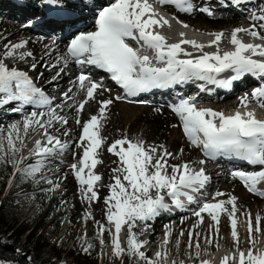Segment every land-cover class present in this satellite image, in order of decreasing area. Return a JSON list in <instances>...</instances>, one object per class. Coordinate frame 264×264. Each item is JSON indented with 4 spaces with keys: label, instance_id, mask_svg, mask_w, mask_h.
I'll use <instances>...</instances> for the list:
<instances>
[{
    "label": "snow or ice",
    "instance_id": "1",
    "mask_svg": "<svg viewBox=\"0 0 264 264\" xmlns=\"http://www.w3.org/2000/svg\"><path fill=\"white\" fill-rule=\"evenodd\" d=\"M16 2L24 7L27 6L28 0ZM83 2L89 4L92 0ZM249 2L251 0H224L221 6L239 8ZM78 3L80 0H38L37 7L49 10L58 20H65L72 15L69 6ZM154 3L174 5L184 14L198 11L208 15L214 14L211 7L197 5L195 0H114L109 6L96 12L95 30L79 31L67 44L66 52L60 60L64 67H67L70 61L73 62L79 66L80 71L71 81L72 87L61 92L59 102L57 97L49 95L42 86H38L29 72L10 66L7 62L9 59H35L31 51H19L26 49L29 41H8L3 45V53L0 55V108L13 105L8 108L9 112L24 113L22 121L12 123L6 134L0 130V161H3L6 155L9 156L14 176L20 174L24 178H35L48 167L50 157L63 156L75 147L82 150L78 162L71 165L80 186L81 199L89 204L98 202V182L102 177L95 169L102 163L98 158L99 150L106 143V138L101 135L102 122L106 120L109 107L114 101L139 97L154 90L173 89L189 83L202 82L199 84L200 90L211 91V88L204 85L231 89L234 82L249 75L264 81V35H261L264 31V9L251 17L249 28H235L230 35L224 32L213 33L211 35L214 38L205 45L184 38V33H180L181 39L178 42H169L166 36L156 30L169 25V21L159 16ZM38 21L39 18L36 21L29 20L26 27H33ZM178 22L185 28L189 27L181 21ZM240 33L254 40H261L262 43L244 42L238 35ZM224 39L233 46V50L221 49L220 44ZM130 40L135 41L139 47L131 46ZM55 44L56 41L53 40V46ZM185 45L190 46L192 51L184 47ZM205 47H215L216 50L208 52L204 50ZM142 52H151L152 55L141 54ZM42 60L43 58L41 62ZM64 67H60V71L50 83L55 84ZM36 68L37 63H32L31 70L35 71ZM93 69L109 74L111 81L122 89V94L97 100V96L102 97L105 92L110 93L111 89L103 83V79H93ZM226 72H231L232 75L221 78ZM40 76L42 77L43 73H40ZM73 88L76 89L75 92ZM80 93L84 94L83 99H77ZM91 101L98 105V113L82 122L81 113ZM252 101H255L258 108L264 109V83L257 86L250 97L245 94L240 98V106L245 109L243 112L236 110L233 114H227L224 111L199 107L196 97H180L178 102L170 107L179 118L189 143L201 149L204 157L211 160H238L258 169H235L230 175L242 182L248 192L264 197V119L257 118L256 110L250 108ZM29 106L32 109L30 111ZM66 109L73 110L75 123L82 129L78 138L71 142L54 134L60 132L57 125L65 126L69 123L67 115H61ZM29 131L42 134V139L36 140L34 148L28 152L29 156L36 157L35 163L21 167L27 157L18 153L25 146L24 136ZM70 131V128H64L63 135L68 136ZM5 139L7 152L4 148ZM107 152L117 158V161H114L117 166L111 169L112 182L106 185L109 189V195L104 198L106 224L98 222L97 238L103 245V234L110 233L113 256L134 259L135 264H185L184 260H169L165 247L171 236L168 226H165L161 250L157 251L154 257H149L142 250L148 241L139 237L151 227L149 222L159 218L162 213L171 212L173 207L185 210L186 201L187 205H197L195 209H189L191 215L197 218V223L188 231L187 246L194 249V255L188 256V259L199 260L201 238L207 244H212L214 235H219L221 216L225 215L230 221L235 250L225 255L220 264H264V249L257 247L258 240L253 235L254 232H261L262 220L259 216L253 224L250 213L242 212L238 208V198L232 195L227 199H220L226 196V193L221 191L211 194L210 199L198 201V195L206 196V188L211 180L203 167L196 169L187 161L171 164L169 159H175V154L163 145H147L143 140H134L127 136L115 139L107 146ZM72 154L75 157L76 153ZM180 154H183L182 149ZM199 163L204 165L206 160H200ZM41 182L53 185V180L48 176H41L37 183ZM52 190V187L47 189ZM205 214L212 223L209 225V233L202 237L196 229L205 222ZM240 216L247 217V250L240 248L241 241L237 229ZM90 218V213L83 216L85 222ZM184 219L185 217H181V222ZM124 229L127 239L126 244L122 245L120 234ZM183 234L181 231L180 235ZM92 246L85 241L83 251L87 253ZM199 264L209 262L200 260Z\"/></svg>",
    "mask_w": 264,
    "mask_h": 264
},
{
    "label": "bare ground",
    "instance_id": "2",
    "mask_svg": "<svg viewBox=\"0 0 264 264\" xmlns=\"http://www.w3.org/2000/svg\"><path fill=\"white\" fill-rule=\"evenodd\" d=\"M81 1L82 3H84L83 0ZM98 1L100 0H92V2L89 4L91 6L92 5L95 6V4L98 3ZM255 1L256 0H251V2L242 4L239 6V8H237L233 6H223L222 7L221 5L223 4L224 0H195V3L197 5L211 7L214 11V15L216 16L214 18H209L204 15H201V12L199 11L196 12V14H184V13H179V12H177L176 14L181 19H185L191 23H194L197 20H199L200 21L199 23H203V25H206L204 24V22H208L205 19L214 20V22L212 23H218V27H216V29H222V31L220 32H224L230 35L229 29L226 28V26L230 24L233 26H237L241 23V21L242 22L248 21L244 17V15H242V12L247 5H252L255 3ZM37 3H38V0H28L27 6L21 7L17 4L16 0H0V55L1 53H3V45L5 43H7L8 41L18 42L23 36H25L26 34H29L27 38V40L29 41L27 48L21 49L20 51H31L34 54L35 59L28 58L26 60H10L8 61V63L10 64V66H16L21 70L29 72V75L34 79L37 85L38 86L41 85L43 88H45L46 91L51 96L57 97V102H59L61 92L66 90V87H67V85H65V81L67 80L66 76L71 73L69 72L66 73V70L64 69L63 73L61 74L60 78L55 82V84L50 83V82L52 81L53 77L57 75V71L60 70V67H64L62 64V61L60 60V57L64 55L65 47L62 48V43H63V39L66 36V33L62 32L58 34L57 30L59 29V27L51 28L49 27L48 23L45 26L41 22H37L35 26L33 27H26V26L21 27L20 26L21 24H23L21 23L22 21L24 22L25 20H28L27 17L32 16V13H37L39 11L37 7ZM81 7L82 9H86L87 6L81 5ZM157 8L161 10H165V11L166 9L168 11L172 10V6L170 5H163V6L161 5V7L157 5ZM69 11L72 13L71 16L74 18H76L77 15L79 14V12L75 9V6H72L71 8H69ZM36 15H33L32 18L35 17ZM159 16L166 18L163 15H159ZM194 17H197V18L195 19ZM44 18L45 16L40 18L39 20L43 21ZM86 18H87V14H86ZM69 21H70L69 24H72L75 22L71 20ZM212 27H215V26H212ZM19 28L24 31H29V32L28 33L26 32V34L24 33L23 36H21L20 34L22 32L20 31ZM195 28L199 29L200 31L191 30L185 27L180 28V30L177 29V31L184 33L185 34L184 38H187L188 36L189 38L190 37L193 38L194 36L212 37L211 34L214 33V31L212 30H208V32L206 30L202 31V29L199 26L198 27L195 26ZM241 35H245V34L241 33ZM241 35L239 36L242 37ZM250 38L253 39L252 37ZM53 40L56 41L55 46H53ZM200 40L202 39H199V41ZM130 43L134 46V48L138 47V45L135 44L134 42H130ZM253 43H262V41L255 39ZM46 46H47V49H46ZM220 47L222 50H224L225 48H232L233 46L230 45L227 39H224L222 40ZM207 48L208 50L209 48H211V50L212 48L216 49L215 47H207ZM46 50H47V54H46ZM57 56L59 58H57ZM41 58H43L42 62L50 61L49 64H47L42 69V73H43L42 77L36 75V70H40L39 68L42 65ZM32 63H37V68L35 71L31 70ZM53 64L59 65V67H48V65H53ZM37 72L39 73V71ZM72 72L73 73L71 75L74 76L75 69H73ZM76 74L78 73L76 72ZM254 80L255 79L251 77H247V78H243L241 81L234 82L233 87L229 89L227 92L225 93L218 92L217 94H215L216 97H211L210 100L198 102V106H203L200 104L206 103L211 106V107H206V108H212L215 110L224 111L227 114H233L236 110H240L243 112L245 109L240 106V98L243 97L245 94H248L249 97L251 96V92L249 91V88H247V85L249 83L254 82ZM71 81H70V84L72 85ZM207 86L209 85H205L206 88ZM74 90L76 91V89ZM232 95H236L238 98L232 101L230 99ZM79 96H81V93L79 94ZM109 97H113L112 94L109 92H105L102 97L97 96V100L109 98ZM83 98H84V95L82 99ZM139 101H142V100H139ZM144 101L146 102H141L143 105L139 107H132L126 104H122L119 101H114L113 105L109 107L106 120L102 122L103 127L101 129V135L106 138V143L99 150V156L102 158L103 161L102 163L99 164V168L98 166L96 168V172L98 173L100 172L103 175L102 184L101 185L98 184L99 197H100L98 202H92L91 204H88L87 202H85L79 197L81 196L80 195L81 193L78 190L76 192L75 181L73 179L74 173L72 169H70L71 174L69 173L64 176H62V172L64 171V168L66 166H61V167L59 166L57 167V169H54L56 166V163L60 162L61 161L60 158L62 157L56 156V157L49 158L48 167L44 169L43 172L47 174L45 176H48L53 180V186L59 185V187H56L57 188V191H56L57 199L59 198L67 199L68 196L72 194L73 197H75L74 199L78 200L80 198V202H82V204L85 205L88 208V210L89 209L91 210V214L94 216L95 219L100 218L101 220H103V214H104V207L102 205L103 198L109 195V191L106 185L112 182L110 179L111 171L109 170V167L105 166L106 161L104 162V159L108 157L106 144H110L115 139H118L120 137H123L126 135L129 136L130 135L129 132H132V131L139 132V130H141L142 138L147 143L149 141V142H153V145H163L164 148H166L169 152L175 154V159L170 158L169 163L178 164L179 161L189 160L191 161L190 163L192 164V166L195 167L196 161L192 160L191 158L197 153H199L200 149L193 147L190 143H188L189 146L184 143V141H186V136L184 135L180 127L179 129L182 132V135L178 132L176 128L179 126V120L177 116L164 103H162L160 100L156 98L151 99V100H144ZM127 103H132V102H127ZM253 104L254 103H251L250 107H253ZM10 107H13V105H9L5 108H0V124L2 123V126H0V130H2L5 134H6V131L9 129V126L12 123L22 121L23 115H24V113L16 114V113L9 112L8 108ZM63 113H65L64 115H67L69 123L68 125H65V126L57 125V127L60 128V132H56L54 134L59 135L62 140H68L71 142L73 139H75L74 129L76 128V124H75L74 112L71 109H66L65 112ZM63 113H61V115ZM97 113H98V105L96 104L95 101H91L89 102V104L85 106V110L82 112V117H84V119L86 120L88 119L89 114L93 115ZM256 115L259 118H264V109L257 108ZM176 119L178 120L177 121L178 126L173 127V124L176 123L175 122ZM67 127H69L71 131L68 136H64L63 130L64 128H67ZM81 130L82 129L78 131L76 138H78V136L80 135ZM26 138H28L26 140L28 143L31 140L33 141L34 139L33 142L31 141V144L29 147V150H30L34 148L36 140L42 139V134L32 133L31 131H29V133L24 138V141ZM183 146L185 147L183 149V154L176 156V150ZM29 150L24 151V152L28 154ZM71 151L74 152L75 147H73L66 153H69ZM71 153H69L68 155L69 157L71 156ZM77 153H78V156L77 155L75 156L79 158L82 155V150L80 149V151L78 152V149H77ZM112 157L113 155H110V159L108 160L111 161ZM111 164H113L112 161H111ZM209 167L211 171L213 172L211 176L209 175L211 180H210L209 185L206 188V190L207 189L209 190L208 193L210 195L213 194L212 188L215 187L216 185H218L219 188H221L224 193H228V192L233 193L238 198L237 205L241 207V209L243 208V206L244 207L247 206L252 211L250 215L252 217L253 224H255V218L259 214H261L260 213L261 208L264 205V197H260L258 195L248 192L242 186V184L239 182L238 179H235L227 172H224L225 170L219 171V173H216L217 172L216 170L218 168L216 167L212 168L210 165ZM103 183H104V186L102 187ZM26 204L27 202L21 203V205L16 204L15 206L18 208V212L21 213L22 211L25 210V208H28L29 206ZM68 211H72V207H69ZM180 211L177 210L175 207H173L171 212L162 213L159 218L149 222L151 227L148 229V231L145 234L141 235L139 238L142 240L143 236L145 235L146 240L148 241L146 246H149V244H152V246H155V244H157L155 241L159 239L158 234L162 233L164 229L166 230V227L164 228L162 227V225L164 223L169 222L171 216H173L172 219L175 220V223H173L174 225L172 226L170 224L168 225L166 224V226H168V228L171 229L172 236L174 235L175 231L180 230L187 225H190L193 221L194 216H192L190 212L185 213V215L179 214ZM71 216H73V213H71ZM180 216L182 217L185 216V219L183 220V222H181V220L179 219ZM259 217L262 220L261 232L259 234L254 232L253 233L254 237H258L264 232V216H259ZM207 218L208 217L205 214V222L197 229L202 228L205 225ZM74 224L75 223L73 222L72 218H70L68 224L60 232L62 240L65 239L67 236H70L71 234H73ZM222 224L224 225L223 227L224 231L230 232V224H228L226 220L222 222ZM245 224H247V217L240 216V219L238 220L237 229L240 235V241H241L240 247L241 248L242 246H245L247 248L249 247L248 229L245 226ZM93 229L94 227L90 223V225L86 227V230L84 232L78 233L77 231L73 235L75 236L76 240H79L80 235H82V239L86 241V240H89L90 232ZM206 230L209 231V226L206 227ZM136 231H138V229H136ZM49 232H52V231H49ZM122 233L123 231L121 232V234ZM215 236L216 235H214V237ZM217 238L221 240L220 243H222L221 245L225 246V248L226 246L234 245L233 239L231 240L228 238H223L220 232ZM257 240H258L257 247L264 249V243H262L263 241L262 242L259 241V238H257ZM149 250H147L146 254H150ZM208 261L214 262L213 259H210Z\"/></svg>",
    "mask_w": 264,
    "mask_h": 264
},
{
    "label": "rangeland",
    "instance_id": "3",
    "mask_svg": "<svg viewBox=\"0 0 264 264\" xmlns=\"http://www.w3.org/2000/svg\"><path fill=\"white\" fill-rule=\"evenodd\" d=\"M260 7L262 9H264V4L262 3L260 5ZM194 18L196 19L197 17H194ZM205 20H207L208 22H204V24L209 25V26H211V25L215 26V28L218 27V23H212V22H214V20H211V19H205ZM197 21L200 22L199 20H197ZM165 27L167 28L165 31L169 30L170 32H174V28L170 24H169V26L165 25ZM20 31L22 32L20 34L21 36H23L24 33L26 34V32L27 33L29 32V31H24L22 29H20ZM63 44L64 43H62V48H63ZM57 58H59V57L57 56ZM49 62L50 61L42 62V65L39 68L40 70H36L37 76H40V73H42V69L47 64H49ZM37 71H39V73ZM75 77H76V75L73 76V79ZM104 84L109 88L108 84H106V83H104ZM70 87H71V85L66 87V90H67V88H70ZM74 89L75 88H73V91L75 92ZM66 90H64V91H66ZM110 93L112 94L113 97L116 96V95H114V91L112 89H111ZM83 95L84 94L81 93V96H78L77 99H82ZM237 98L238 97L236 95H232L230 97V99L232 101L237 99ZM104 99H107V98H104ZM130 101H132V103H127L129 101H124V100H120L119 102H121L122 104H126L128 106H132V107H139V106L143 105L141 102H135L134 100H130ZM64 114L65 113H63L62 115H64ZM91 115L92 114H89V116H91ZM89 116H88V119L90 118ZM80 118H81L82 122L88 120V119L85 120L84 117H82V113H81ZM177 121L178 120L176 119V121H175L176 123H174L173 125L178 126ZM0 126H2V123L0 124ZM67 128H69V127H67ZM176 128H177L178 132L182 135V132L180 131L179 126ZM80 129H81V127L79 125H76V128L74 129L75 130L74 131L75 132V139H76L77 133H78V131H80ZM21 134L24 135L23 132ZM129 134H130L129 136L128 135H126V136L131 138V139L143 140L141 130H139V132L138 131H132V132H129ZM121 136H123V135H121ZM25 137H26V135L24 136V138ZM27 139L28 138H26L24 141L25 146L21 149V152L18 153V155H23V156L27 157V159H25L23 161V163L21 164V167H26L29 164H33V163H35V160H36V157L29 156L27 153L24 152V151L29 150V147H30V144L32 141L31 140L28 143L26 141ZM33 141H34V139H33ZM143 141L147 145H148V143H149V145H153V142L148 141V143H147L145 140H143ZM184 143L189 146L187 141H184ZM110 144H106V147ZM4 148H5V151L7 152V141H6V139L4 140ZM184 148H185L184 146L178 148L176 150V156L180 155L181 149L183 150ZM79 151H80V149H78V152ZM71 152L73 153V151H71ZM71 152H69V153H71ZM74 152L77 153L76 148H75ZM69 153H66L63 156H60V157H62L60 159H61V161H63V163H61V162L56 163V166L54 168V169H57V167H59V166L60 167L66 166L64 168V171L62 172V176L67 175L69 173L71 174V172H70L71 171L70 170L71 165L73 163L78 162V158L76 156L74 157L72 153H71V156L69 157L68 156ZM107 154H108V157L104 159V162L106 161L105 166L109 167V170L111 171V169H113L117 166L116 163H114V161H117V158L115 156H113L111 158V161L113 164H111V161L108 160V159H110L111 154L108 152H107ZM76 155L78 156V153ZM198 157H199V154L197 153L191 159L196 160ZM98 158L101 161H103L100 156ZM9 159H10L9 156L6 155L4 160L0 161V228L5 223L14 225L15 227L19 228L20 230L27 231L28 234H30V236L35 237L38 244L43 245L42 251H40L41 250L40 249V250H38V253L37 252H31L28 255V259L31 263H37L38 255H41V258H40L41 261H43L47 264H129L131 262H135L134 259H129L128 257H123L121 259V258H117V257L112 255V245H111L110 233H107V232L104 233L103 239H104L105 243L103 245H101L99 243V239L97 238V233L99 231V223L106 224V219H105L106 206L104 203V198H103V203H102V205L104 207V214H103V220H101L100 218L95 219L94 216L91 214V210L90 209L88 210V208L85 205H83L82 202H80L81 196H79L80 198L78 200L74 199L75 197H73L72 194H70L67 199H61V198L57 199L56 198V193H57L56 187H54L53 185H49L46 182L37 183V181L40 180L41 176L47 175V174H45V172H41V173L37 174V176L35 178H23L22 182H21V178H17V180L13 184L12 188L9 187L8 190H5L7 187V183H8V182L6 183V181H5L6 175L9 172V170H11L13 168V166L9 162ZM185 161L191 162L189 160H185ZM181 162L182 161H179L178 164H181ZM97 166L99 168V164ZM99 174L101 175V177L103 179L102 173H99ZM20 176H22V175H20ZM73 179L75 181L76 192H77V190L80 191V186H79L77 180L74 178V176H73ZM76 182H77V184H76ZM102 182H103V180H102ZM215 182H216V180H215ZM103 186H104V183H103L102 187ZM50 187H52L53 190L47 191V189H49ZM108 191H109V189H108ZM216 191L223 192V190L221 188H219L218 185H216L215 187L212 188L213 193ZM232 195H234V194L231 192H228V193H226V196L220 197V199H227L229 196H232ZM209 197L211 198L210 194L206 198L210 199ZM26 202H27L26 205H28L29 207L25 208V210L22 211L21 213L18 212V208L15 205L16 204L21 205V203H26ZM85 202H87V201H85ZM69 207H72V211H68ZM245 207L243 206V208L241 209V207L238 206V208L242 212H248V213L252 212L247 206H245ZM263 209H264V205L261 208V212H260L261 214H259L258 216H264V210ZM71 213H73V216H71ZM85 213H90L91 217H92V218L88 219L86 222L83 220V216L85 215ZM226 217L227 216H225V215L221 216V224L219 226V232L223 238H228V239L232 240L231 233L229 231L225 232L223 229L224 225L222 224V222H224L226 220V222L228 224H230L228 217L227 218ZM70 218H72L73 222L75 223L73 225L74 226L73 227V229H74L73 234L76 233L77 231H78V233L84 232L86 230V227H88L90 225V223L94 227V229L90 232L89 240H86L88 243H91L93 245L91 250L88 251L87 253H85V251H83V248L85 247V241H84V239H82V235H80L79 240H76V238L73 234H71L70 236H67L63 240L61 239L62 237H61L60 232L68 224ZM239 219H240V217H239ZM171 223H172V225H174L173 223H175V220L170 221V224ZM196 223H197V219L195 221H192V223L190 225H187L184 228L175 231L173 236L172 235L170 236L169 243H168L170 245V247L167 248L170 261L173 259H176V258H180L184 255H185V257H188L189 255H194V249H189L187 245H188V231ZM211 223H212V221L208 217L206 219L205 225L202 228L196 229V231L200 232L203 236L207 235L209 233V231L206 230V227L209 226ZM166 224H168V222L164 223L162 225V227L165 228ZM245 226L247 227V224H245ZM49 231H52V232H49ZM165 231L166 230L164 229V231L162 233L158 234L159 239H157L155 241L157 243V244H155V246H152V244H149V246H145L144 251L147 252V250H149V249H150L149 251H151V252L160 251V245H162V243H163ZM181 231H183V233H184L183 236L180 235ZM0 234H2V233H0ZM144 236H143L142 240L147 241L146 236L145 237ZM257 238H259V241H261V242L263 241L262 243H264V232L260 236L256 237V239ZM1 239L2 240H8V238L5 236V234H2ZM120 239H121L122 245H125L126 239H127L126 229H125L124 236H122ZM177 241H179L178 246H177ZM220 241L221 240L218 239L217 236H215V237H213L212 244L209 245L205 242V240L203 238H201V240H200L201 253L203 252V250L209 251L210 249L215 248L216 246H219V247L222 246L221 245L222 243H220ZM223 247H225V246H223ZM147 255L149 257H153L151 254H147ZM200 258H202L201 255H200ZM200 258H199V260H201ZM184 261H185V264H192L195 260L194 259H186ZM0 264H14V262H12L10 260L5 261V260L0 259Z\"/></svg>",
    "mask_w": 264,
    "mask_h": 264
},
{
    "label": "trees",
    "instance_id": "4",
    "mask_svg": "<svg viewBox=\"0 0 264 264\" xmlns=\"http://www.w3.org/2000/svg\"><path fill=\"white\" fill-rule=\"evenodd\" d=\"M13 173L14 169L12 168L6 175L5 181L8 183L5 190H8L9 187L12 188L17 178H21V182L24 178L23 176H20V174L14 176ZM0 233L5 234L8 238V240H2V234H0V259L5 261L10 260L14 262V264H47L41 261V255H38L37 263H31L29 261L28 255L31 252L38 253V250L40 249V251H42L43 245L38 244L35 237L30 236L27 231L20 230L14 225L5 223L0 228ZM129 264H135V262Z\"/></svg>",
    "mask_w": 264,
    "mask_h": 264
}]
</instances>
